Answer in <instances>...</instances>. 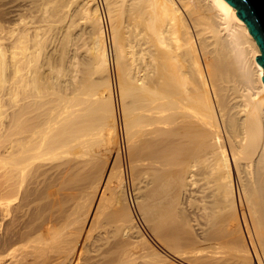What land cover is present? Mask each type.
I'll return each instance as SVG.
<instances>
[{"label": "bare ground", "instance_id": "6f19581e", "mask_svg": "<svg viewBox=\"0 0 264 264\" xmlns=\"http://www.w3.org/2000/svg\"><path fill=\"white\" fill-rule=\"evenodd\" d=\"M104 2L142 221L187 263L264 264L246 23L227 0ZM108 63L96 0H0V264H171L125 200Z\"/></svg>", "mask_w": 264, "mask_h": 264}, {"label": "rangeland", "instance_id": "374dc122", "mask_svg": "<svg viewBox=\"0 0 264 264\" xmlns=\"http://www.w3.org/2000/svg\"><path fill=\"white\" fill-rule=\"evenodd\" d=\"M97 7L100 11L102 16V24L104 28V37L106 42V47L108 50V65H109V80L111 83V91H112V101L115 109V121L116 126L119 132V160L121 163V167L123 170V177L125 183V200L133 213L137 224L139 225L142 233L144 234L147 241L152 245V247L157 251L160 258H164L167 262L171 264H190L183 261L180 258H176L173 256L169 251L162 247L160 244V240L156 237L144 224L142 221L135 202L134 191L132 186V179H131V171H130V155L127 148V134L124 127L123 121V113H122V99L119 96L118 90V78H117V68L115 64V57L113 51V41L111 37V27L108 18L107 8L105 5L104 0H96ZM186 246H178L177 248H183ZM185 249V248H184ZM195 264V263H193ZM197 264V263H196Z\"/></svg>", "mask_w": 264, "mask_h": 264}, {"label": "water", "instance_id": "95a60500", "mask_svg": "<svg viewBox=\"0 0 264 264\" xmlns=\"http://www.w3.org/2000/svg\"><path fill=\"white\" fill-rule=\"evenodd\" d=\"M236 8L235 13L246 23L248 32L255 38L260 49L256 61L262 66L264 82V0H227Z\"/></svg>", "mask_w": 264, "mask_h": 264}]
</instances>
